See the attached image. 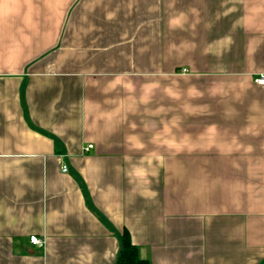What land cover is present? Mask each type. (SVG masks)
<instances>
[{
    "label": "crops",
    "instance_id": "1",
    "mask_svg": "<svg viewBox=\"0 0 264 264\" xmlns=\"http://www.w3.org/2000/svg\"><path fill=\"white\" fill-rule=\"evenodd\" d=\"M261 74L264 0H0V264H264Z\"/></svg>",
    "mask_w": 264,
    "mask_h": 264
},
{
    "label": "trees",
    "instance_id": "2",
    "mask_svg": "<svg viewBox=\"0 0 264 264\" xmlns=\"http://www.w3.org/2000/svg\"><path fill=\"white\" fill-rule=\"evenodd\" d=\"M122 248L117 264H150L148 260H144L139 255L138 247L132 242L130 233L124 230L122 239Z\"/></svg>",
    "mask_w": 264,
    "mask_h": 264
},
{
    "label": "built area",
    "instance_id": "3",
    "mask_svg": "<svg viewBox=\"0 0 264 264\" xmlns=\"http://www.w3.org/2000/svg\"><path fill=\"white\" fill-rule=\"evenodd\" d=\"M254 82L257 85H264V74L258 75L257 77L254 78ZM92 145H90L88 147L87 150L91 149ZM68 171V167L67 166H63V172H67ZM30 241L32 244L37 245L40 248H44L45 247V240L44 239H40L38 237H31Z\"/></svg>",
    "mask_w": 264,
    "mask_h": 264
}]
</instances>
